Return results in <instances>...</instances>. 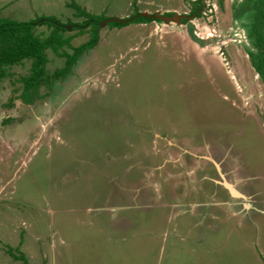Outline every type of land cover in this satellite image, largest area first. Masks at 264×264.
Masks as SVG:
<instances>
[{
	"label": "rangeland",
	"instance_id": "obj_1",
	"mask_svg": "<svg viewBox=\"0 0 264 264\" xmlns=\"http://www.w3.org/2000/svg\"><path fill=\"white\" fill-rule=\"evenodd\" d=\"M232 2L204 0L192 23L210 43L199 47L184 25L135 23L199 0H0L1 17L69 24L68 43L44 52L48 76L97 30L30 104L19 97L30 61L0 78V264H160V237L194 235L203 217L202 242H168L163 264H264V86ZM81 13L100 27H79Z\"/></svg>",
	"mask_w": 264,
	"mask_h": 264
},
{
	"label": "trees",
	"instance_id": "obj_2",
	"mask_svg": "<svg viewBox=\"0 0 264 264\" xmlns=\"http://www.w3.org/2000/svg\"><path fill=\"white\" fill-rule=\"evenodd\" d=\"M231 8L233 19L245 31L248 45L245 48V53L248 56L249 64L264 86V0H243L241 3L233 4ZM81 14L86 16L87 20L79 27L82 28L86 25L100 27L99 22L102 18H94L86 13ZM144 22L158 23L160 21L143 17H138L135 21V23ZM112 24H118L119 27L124 26L119 23ZM42 25L52 28L51 33L43 39L34 34L35 28ZM68 25L62 24L51 17H37L31 21L18 22L0 16V78L5 76L8 67L20 64L25 60L30 61V75L21 79L23 86L19 95L25 104H30L37 98V89L42 82L48 87L53 80L63 79L73 64L76 63L77 58L86 49H91L95 45L97 30L92 29L91 33L93 35L87 43L75 48L70 55L65 52L62 53L66 58L65 66L62 69L55 71L50 76L45 74L46 55L44 52L46 49H50L52 52L57 53L59 48L68 43V39L63 40L60 35V32L68 30L65 27ZM79 31L82 32V30ZM10 251L8 253L11 255ZM11 256L15 259L20 258L24 264H27L22 256Z\"/></svg>",
	"mask_w": 264,
	"mask_h": 264
},
{
	"label": "water",
	"instance_id": "obj_3",
	"mask_svg": "<svg viewBox=\"0 0 264 264\" xmlns=\"http://www.w3.org/2000/svg\"><path fill=\"white\" fill-rule=\"evenodd\" d=\"M137 17H143V18H153L156 20H160L166 24L168 23H174L176 25H180L181 21H186V20H191L194 19V15L191 17L188 16H178L176 14L172 15L171 17L167 16V15H161V13L159 11H156L155 13H153L152 15H149L148 13H141L139 15H137ZM132 21L129 19H123V20H117V19H110V20H106L105 22H103V25H105L106 23H122V24H127L128 22ZM186 33L188 38L190 39L191 42H193L194 44L198 45L199 47H205L206 45H209L210 40L209 39H201L198 37V35L195 33V25L187 22L186 24ZM216 170L219 173V177H220V182H218L219 185H221L224 189H226L228 191V193L232 196V197H236V198H243L242 195L240 193H238L231 184L227 183L224 175L220 173L219 171V166L217 164H215ZM245 208H248L249 205H243Z\"/></svg>",
	"mask_w": 264,
	"mask_h": 264
},
{
	"label": "crops",
	"instance_id": "obj_4",
	"mask_svg": "<svg viewBox=\"0 0 264 264\" xmlns=\"http://www.w3.org/2000/svg\"><path fill=\"white\" fill-rule=\"evenodd\" d=\"M229 196L232 199H239V198H236V197H232L230 194H229ZM204 219H205L204 217L200 218V219H196V223H193L191 226H188V229H190L191 231L193 229H197V231H196L197 233L194 234V235L189 236L188 234H185L186 236H180V234H175L176 232L174 230H172L171 233L169 235H167L165 238L162 235L160 237V246H159L160 247V249H159L160 252H158V254H157L158 255V262L160 261V264H163V258H164L165 254H166V244L168 242H173V244L170 246L171 249H174V247H175L174 243H175L176 239H178L180 242H185V241H189L190 240L188 238H191V239H193L192 242L194 243V245H199L198 243L202 242V239L205 237L206 231L210 229V226L208 225L209 223L207 221H205ZM174 228L175 227H173V229ZM187 232H189V230H187ZM194 245H192L191 248H190V246L185 247V250H184L185 253L189 254L190 251H193L194 250V247H193ZM172 253L174 254L175 251H173ZM166 260H165V264H166Z\"/></svg>",
	"mask_w": 264,
	"mask_h": 264
},
{
	"label": "flooded vegetation",
	"instance_id": "obj_5",
	"mask_svg": "<svg viewBox=\"0 0 264 264\" xmlns=\"http://www.w3.org/2000/svg\"><path fill=\"white\" fill-rule=\"evenodd\" d=\"M243 0H233V2L231 3V5H230V15H231V18H232V21H233V23L235 24V26H236V24L238 23L237 21H235L234 19H233V17H232V5L233 4H235V3H241ZM204 0H199V6H200V8L199 9H196V10H194L192 13H190V14H188V15H184V16H188V17H191V16H195V17H197V15H199L200 14V11H201V9L204 7ZM138 15H139V13H137ZM141 14V13H140ZM174 14H176V13H172V14H170V13H166V14H161V15H167V16H169V17H171L172 15H174ZM176 15H178V14H176ZM178 16H182V15H178ZM195 17H194V19H195ZM153 19V18H152ZM194 19H191V20H189L190 21V23H192L193 22V20ZM160 21V20H159ZM188 20H186V21H181V24L180 25H184V26H186V24H187V22H189ZM158 23H164V22H162V21H160V22H158ZM166 24V23H165ZM174 24V23H173ZM192 24H194V23H192ZM176 25V24H175ZM179 25V26H180ZM195 25V24H194ZM73 26H75V25H73ZM76 26H78V25H76ZM195 28H196V26H195ZM241 28V29H240ZM185 29H186V27H185ZM239 29H240V33H241V37H242V40H243V42H244V44H245V48L248 46L247 45V41H246V38H245V31H244V29L240 26L239 27ZM248 57V56H247ZM249 61V60H248Z\"/></svg>",
	"mask_w": 264,
	"mask_h": 264
}]
</instances>
